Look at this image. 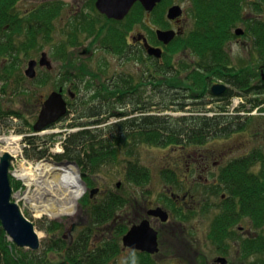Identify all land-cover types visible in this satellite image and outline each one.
Wrapping results in <instances>:
<instances>
[{
    "label": "trees",
    "instance_id": "trees-1",
    "mask_svg": "<svg viewBox=\"0 0 264 264\" xmlns=\"http://www.w3.org/2000/svg\"><path fill=\"white\" fill-rule=\"evenodd\" d=\"M21 1L23 0H0V82H3L1 83L3 92L5 91L4 87L11 84L10 79L17 68L14 63H17L18 55L16 62L11 60L5 63L3 62L4 58L7 55L13 56L12 51L19 50V48L27 53V50L35 46L40 38L49 40L51 32L49 25L58 12L54 7H40L35 11L26 12L24 16L16 11V7ZM246 2L250 3L251 10L254 11V18L247 23L251 42L254 50L258 54L259 52L262 54L264 52V20L261 18V14L264 11V0H191L192 28L187 34L186 32L180 34L166 47L161 62H154V72L152 78H149L150 83H146L148 76L146 73L140 77L141 83H131L130 79L124 78L123 83H105L101 85V90H97V95L89 97L88 100L84 99L85 102L79 106L80 112L87 114L88 118H99L102 114L117 110L136 114V116L127 122L113 126L114 130H111L109 138L104 140L101 131H81L66 136L65 151L62 155L54 156L56 161L76 163L81 169V173H95V169L101 164L116 160L120 150L133 142L161 148L186 149L190 146H203L213 139L249 131L255 120L251 115L245 119L244 117L222 114L227 112L226 106L235 97H243L247 100L251 107L250 113L257 108L264 111V83L261 81L252 83L255 79L258 80V73L253 68L237 70L230 63L229 42L234 38L232 29L244 21L242 13L243 5ZM168 3L169 0H164L152 13L155 24L164 29L168 28L166 22L163 21ZM130 15V22L135 17L139 23L145 13L141 5L138 4L134 6L133 13ZM262 17L264 18L263 14ZM74 39L75 37L72 38V40ZM105 39L108 44H111L109 45L111 49L124 54L127 47L125 31L113 34L111 37L108 35ZM17 43L18 47H16ZM179 51H189L197 60L195 65L184 66L185 62L176 65L171 53ZM62 56L65 57V55ZM38 80H41V77L32 81L33 85H38L36 83ZM220 80L230 85L231 89L227 91L221 107L217 111L215 108L217 115H206L211 110L205 108L198 110V116L175 117L164 114L172 112L170 104L172 98L176 96L174 88L197 86L200 92L206 96L210 92L213 82ZM143 81L144 83H142ZM76 86L79 88L81 85L76 83ZM141 88L146 89L142 91ZM26 93H30L29 90H26ZM83 97L80 96V98ZM12 116L22 119L19 113L0 109V122L4 125L11 126L13 124L10 121ZM25 126L28 127V131L33 132L31 123L27 122ZM24 131L25 129L22 128L18 132L23 133ZM47 138L26 137L25 140L31 145V149H26V157L36 160L46 158L49 155L48 148L44 147ZM88 148H91L90 152H88ZM245 164L258 165L260 171L258 173L249 172V168ZM226 166L221 172L219 186L222 185L229 199L224 205L226 211L217 216L212 223L213 232L216 229L224 230V224L229 225L237 222V218L234 217V212H237L235 211L236 205L231 202L237 198L238 206H241L242 211L247 209L251 222L262 228L264 226L263 150H254ZM126 171L128 180L135 185L144 186L150 180L149 171L138 165L129 164ZM162 175L166 183H171L169 169H165ZM14 183L13 187L19 188L20 183L15 181ZM220 192H222V188L217 186L216 193L220 194ZM83 202L86 205L84 207L88 208L86 214L90 217L88 227H85L86 224L84 226L80 224L83 226L81 231L85 230L86 232L94 227L107 225L115 217L122 201H119L115 196H109L101 203L96 204L90 201L89 196H86ZM239 215L242 214L239 213ZM2 227L0 221V264H112L120 251L119 245L116 243L117 237L121 232H125L120 228L121 230L118 229L117 233L115 231V237H105L99 248L91 254L92 256H88L87 250L90 248L91 238L86 234H81L80 238H76L72 242L66 241L63 237L55 238L53 236L44 242V248L41 251L29 250L25 252L24 249L17 248L9 241L7 233ZM36 227L49 235H55L63 229V224L57 221H44ZM104 229H111V227L108 226ZM253 243L257 246L252 248V252L256 251L257 247V250H261V247L264 249L261 241ZM52 254H59L62 256L61 260L54 262L50 257ZM154 261L148 255H137L127 263L157 264Z\"/></svg>",
    "mask_w": 264,
    "mask_h": 264
},
{
    "label": "rangeland",
    "instance_id": "rangeland-1",
    "mask_svg": "<svg viewBox=\"0 0 264 264\" xmlns=\"http://www.w3.org/2000/svg\"><path fill=\"white\" fill-rule=\"evenodd\" d=\"M78 0H23L18 4V7H16V11L20 14H24L26 11H35L36 8H40L42 6L50 7L52 5H58L59 6V13L56 14L52 20L51 25H49V28L51 30L50 32V39L49 40H43L42 38L39 39V42L35 44V46L29 48L30 50L22 51L19 54L20 63L18 70L16 71V77L12 78V81L10 80L9 86H5V93L1 90L3 86H1L3 82H0V109H3L4 111H14L16 113H19L21 115L22 119H18V123L15 125H4L0 122V137L1 138H14L19 137V145L23 146V135H32L33 132L28 131V127L25 126L27 122L34 125L38 119V113H40V106L41 103L51 94L53 91H59L61 86H64V84L68 86L69 89H71L73 92L78 93L76 86L73 83H62L59 81L57 75L53 74L51 76L50 74L42 73L39 77H41V80H38L36 83L38 85H33L32 81L29 79H25L26 77L23 76L25 71L28 67V62L31 60H40L42 53H47L50 61L52 62L53 66H55L56 72L67 67V65L70 63L74 66V71L79 70L78 65L82 64L83 66H86V70L90 72V74H94L95 76H90L91 79H95V82L97 83H83V88L85 93H87L88 90L91 89L92 86L96 85L98 87H101V85L105 84L102 83L104 80H107L111 77H114L115 74L119 73H126V74H135L138 76L139 68L135 66L134 61L132 60H121L120 57L111 55L110 53H105L103 50H98L99 48L98 44H95L92 46L91 39L92 37H89L87 34H85L83 31L79 32L78 35H76V38L74 39V42L70 39V31L72 25L78 23L79 20L77 13L79 5L76 3ZM81 5H84L82 9H84L86 13V17H90L93 20L97 21V26H99V20L97 10H95V0H80ZM191 0H169V3L167 4L166 12L164 14L163 21L166 22L168 25V28L166 29H175L174 26L167 20V13L170 7L174 5H180L184 9V16L181 18L180 22H183L182 28L185 29L186 34L187 32L192 28V17H191ZM87 7L88 10L86 9ZM249 8L244 5L243 13L246 16L249 14ZM96 11V12H95ZM145 16L142 18V21L138 23V25H135L131 31H129L131 34L136 33H147L148 34V24L153 28V32L155 34L156 30L163 29L162 26H158L155 24V20L152 14H149L148 12L144 11ZM137 13V12H136ZM152 16L153 22L150 18ZM129 23L130 21H125V23ZM172 22V21H171ZM179 22V23H180ZM125 23L121 25L124 27ZM242 22H240L236 27L232 29V31H235L237 28H244L243 25H241ZM171 24V25H170ZM120 26V27H121ZM128 32V34H129ZM150 33V31H149ZM156 39V35H155ZM238 39H235L233 44L230 45L231 48V62L232 65L236 68L241 67H250L255 68L256 64V58L258 57V52L254 50L253 43L251 42V39H248L246 37L241 38L239 42ZM238 42V43H237ZM244 42V45L243 43ZM19 43V42H18ZM18 43L17 46L18 47ZM74 43V44H73ZM89 48L91 50V53H83V50ZM169 48V47H168ZM167 48V50H168ZM17 49V48H16ZM18 50V49H17ZM19 51V50H18ZM174 63L177 65L178 63L185 62L184 66H192L195 65L197 62L196 58L194 59L193 55L189 51H179L178 53H171ZM65 57L63 58V56ZM187 62V63H186ZM140 66V65H139ZM17 69V68H16ZM64 69V73L67 71V69ZM72 69V68H71ZM20 72V76H18L17 80V73ZM78 72V71H77ZM141 73V72H140ZM25 77V78H24ZM91 84V85H90ZM89 86V87H88ZM66 89V88H65ZM26 90H29L30 93H26ZM7 91V92H6ZM25 91V92H24ZM26 93V94H25ZM84 94V93H82ZM238 99H235L231 104V108L227 109L226 113H234L233 108L235 107V101ZM250 107V106H249ZM248 107V109H249ZM264 108V106H263ZM254 111V110H253ZM252 111V112H253ZM256 112V111H255ZM264 114L263 110L258 111L257 114L254 112L251 114V116L255 119L253 123V127L249 131H243L240 133L233 134L229 137H220L217 139H213L208 141L203 146H195V147H187L185 148H174V147H155L153 145H148L141 142H133L128 144L126 148L120 147V152L116 158V160L108 161L104 164H101L97 169H95V173L93 175L88 176V184H89V190L92 189H100V192H98L97 195H94L93 203L99 204L101 201L106 199L109 196H115L119 199V201H123V209L121 214H123L125 217H128V222L132 219V211L133 208L137 211H141L144 207L145 203H148L149 206H160L164 208V210H170L171 207V200L170 195L167 193L165 186L168 185L170 188L173 189V191L183 194L184 191H188L195 198V196L198 198V217L192 218V221L188 222L191 225H188L190 231L198 229V237L193 235L196 233L190 232L192 234L189 238L191 240V244H193V247H188L187 254L185 255V259L177 260L174 259L173 255L176 254L174 249L172 248V258H168L170 262L167 261V264H211L212 258H214V255L216 254V246L213 244L209 245L205 241V231H207L208 227L211 224L213 212L211 211V206L214 203H219L220 200L212 196L209 192L210 189L206 188L202 185H198V191L195 188L193 184L190 183H172L168 184L163 179V171L165 169H169L171 173L176 174L178 176L179 174L185 173V162L187 161L188 164H194L198 162L200 164L201 159H216V160H225L226 162L239 159L243 157L246 154H250L252 151L261 149L264 153ZM166 115H176L177 112H166L164 113ZM74 113H70L66 116L65 119H63L61 122H58L54 128L49 129L44 132H40L37 134L38 137H48V135H54L53 141L50 139H47V142L45 143V147L49 149L50 153L54 152L53 154L49 153V156H47L44 159L35 160V159H26L30 164L38 165L40 163H45L48 165H56L55 163H64L66 161L58 162L56 161L55 157H53L55 154H57V148L58 146H62V142L64 138L67 136H70L71 134H75L78 132V128L74 129H67L69 127V124H71L74 120ZM173 116V115H172ZM178 117V116H175ZM74 123V122H73ZM25 129V131L21 134H17L16 132L12 133L11 129H15L17 132L20 129ZM9 129V130H8ZM23 134V135H22ZM259 134V135H257ZM49 145H51L49 147ZM6 144L3 142H0V155H2L5 152ZM51 148V150H50ZM97 149V145L95 147ZM94 148V149H95ZM24 150V149H23ZM91 148H88V152H90ZM25 153V150H24ZM53 155V156H50ZM25 156V155H23ZM222 156V157H221ZM18 170H20L23 166L28 165L27 163H24L23 160H19L16 162ZM129 164L138 165L139 167L146 168V170L149 171L150 180L147 182L144 186H138L133 183H131L127 178V168ZM64 166V165H61ZM19 167V168H18ZM15 169V168H14ZM13 169V170H14ZM253 172L258 173L260 170L259 168L252 169ZM80 179H82V175L80 172V169H77ZM83 180V179H82ZM179 180V179H178ZM45 181V180H44ZM16 183H20L19 188L14 189V195L12 196V201H19V204L21 205L22 209L24 210V213L26 214L25 217L29 218L34 225L38 226L40 224V221L44 222V218H51L47 214L41 215L39 219H37L38 213L37 208L31 209L32 205L41 206V204H36L38 202V187L31 186L29 187L26 181H23L21 179H18L15 181ZM42 183V182H41ZM44 183V182H43ZM118 183L120 184V187H118ZM15 184V183H14ZM44 187L49 188L46 183L42 184ZM52 185V184H51ZM172 185V186H171ZM53 186V185H52ZM86 192V191H85ZM87 193V192H86ZM18 194V195H17ZM27 195L29 197V201L27 203L23 202L22 199ZM196 198V199H197ZM81 204V202H80ZM79 204V205H80ZM193 204V203H192ZM77 205V210L75 214L72 216L74 217L77 214L78 209L81 210L82 206ZM79 206V207H78ZM190 208H194L193 205L188 206L186 209L191 211ZM179 209V208H178ZM209 210L208 214H204L202 210ZM182 210V209H180ZM59 212H55L53 214L57 215ZM80 213V212H79ZM193 212H191V215ZM197 215V213H196ZM68 216H62L63 218L57 219L56 221L63 223V229L59 231L55 238H62L64 235H67L68 230L71 225L73 224L74 220L76 218H73V220H69ZM89 216V215H88ZM42 219V220H40ZM55 219V218H51ZM72 219V218H70ZM69 220V221H68ZM87 219H85L86 221ZM38 221V222H37ZM88 227L90 224V217L85 223ZM198 225V228H197ZM110 226L112 229H115V225L113 224L112 220L108 222L105 227ZM103 228V226H101ZM161 228V227H160ZM36 231L38 232V237H40V240L42 242V247L40 251L44 248V242L46 240H49L52 238V236L46 234L44 231H40L36 228ZM81 231V230H80ZM104 237V236H102ZM103 239V238H100ZM161 240H163V235L161 237ZM207 244V245H206ZM209 245V247H207ZM194 247L197 248L200 252V255L195 257V250ZM24 249V248H23ZM25 252H28L29 250L24 249ZM192 252V253H191ZM131 254L128 253H122L118 256V258L112 263V264H128L127 262L131 259ZM51 259L54 260V262H59L62 258L59 254H52ZM161 259L165 260L162 256ZM157 260V264H165L162 263L160 260ZM237 263V261H234Z\"/></svg>",
    "mask_w": 264,
    "mask_h": 264
},
{
    "label": "flooded vegetation",
    "instance_id": "flooded-vegetation-1",
    "mask_svg": "<svg viewBox=\"0 0 264 264\" xmlns=\"http://www.w3.org/2000/svg\"><path fill=\"white\" fill-rule=\"evenodd\" d=\"M76 3L79 5V7L77 10L78 12L75 14L78 15L77 20H79L80 22H79V25L78 23H76L72 25L71 27V31L69 34L71 41L74 42L72 38L73 37L76 38V35H78L79 32L83 31L89 37H92L91 39L92 46L95 44H98L99 45V48H97L98 50H103L105 53L107 52V53H110L111 55L118 56L121 58V60L134 61L135 66L139 68V71L141 72V73L140 72L138 73L137 71L138 76L135 74H126V73L125 74L124 73L115 74L114 77L104 80L102 83H123V78L130 79L131 83H141L140 77L143 76V73H146L148 75L146 78V83H150L149 78H152L151 76L153 75V72H154V66H153L154 62L155 61L161 62L163 60V57L158 59V58H155L149 55L145 40H147V43L150 45V47L161 48L164 51V53L166 51V47L161 42L154 39L155 34L153 32V28L148 24L147 26L148 34L147 33L146 34L136 33V35L131 34L129 31H131V29L135 25H138L137 19L135 17L134 19L132 18V22H129V23L128 22L125 23V21H128L131 15L127 16V18H125L124 20H120V21L115 20V18L110 19L108 18L107 15L102 14L100 11H98L96 7V0H95L94 9L97 10V13L99 15L98 18H96L99 20V26H97L96 20H93L90 17L89 18L86 17L87 12H85L84 9H82L84 5H81L80 0H78ZM249 4H250L249 2H246L244 4L249 8L248 10L249 14L245 16L244 13H242V18L244 19V21L241 23V25L244 26L243 34L237 35L235 34V31H233L234 38L231 42H233L235 39H238L237 41L239 42L240 39L244 37L251 39L249 32H248L247 23L250 22L249 20H252L254 18V15H253L254 11L251 10L252 7ZM244 5H243V8H244ZM50 7L56 8L58 11L57 14L59 13L58 5H52ZM88 8L89 7H87L86 9L88 10ZM37 9L39 8H36L35 10ZM26 12L28 13L30 11L28 10ZM25 13H24V16H25ZM131 13H133V10L131 11ZM262 14L264 15V11L262 12ZM262 14H261V18L264 20V18L262 17ZM150 18L152 20V23L154 24L152 16H150ZM124 23L125 25L124 27H122L121 25H123ZM130 23H132V25L128 26V24ZM170 23L174 26L175 29L177 28V30L175 31H180L181 33L186 32L185 29H183L181 25L183 22L179 23L178 20H176ZM163 30H171V29H163ZM124 31H125L127 47L124 50L125 51L124 54H121L117 50L111 49L109 47V45L111 44H108L105 38L108 35L109 37H111L113 34L124 33ZM231 42H229V53L231 52L230 45L233 44ZM242 43L244 45V42ZM22 51H23L22 48H19V51L18 50L14 52L12 51L14 55L13 56L7 55L4 58V62L6 63L11 60L16 62V56L18 55L17 63H14L16 64V67L18 69L19 63H20L19 54ZM83 53L84 54L91 53V50L87 48L83 50ZM254 64H256V67H257V68L255 67L254 70L256 71V73H258L259 78L258 80L255 79L254 82L252 83H258L260 81L264 83V52L262 54L259 52L258 57L256 58V61ZM74 66L75 65H73V63L72 64L69 63L66 67L67 71L64 73L63 71L65 68L56 72L57 68L53 66V64H52L51 70H48L45 67H41L40 65H37L36 73H37V76H40L42 73H45V72L47 74H50L51 76L55 74L57 75L59 81H61L62 83H66V82L73 83L75 86H76V83H78V85H81L77 89L79 91V95L78 93L73 92L71 89H69L67 84L66 85L64 84V86L60 87V89H63V93L68 102V108H69L68 114L74 113L75 115L74 120H73L74 123L72 122L71 124H69L68 129L78 128V132L101 131V133L104 136L103 140L106 138H109V135L111 134V130H114L113 126L131 120L132 118L136 116V114H129V113H125V112L118 111V110L109 112L106 114H102L99 118L97 117L88 118L87 114H82L80 112L81 108H79V106L82 104V102H85L84 99L88 100L89 97L97 95V90L98 89L101 90L102 87H98L94 85L91 87L90 90L87 91V93H85L84 88H83L84 86L83 83H97L95 82V79L90 78L91 75L92 76H95V75L90 74V72L86 70L87 69L86 66H83L82 64L78 65V69H79L77 70L78 72L74 71ZM232 67L234 66L232 65ZM241 68L250 69V67H241ZM241 68H236V69L239 70ZM42 70L43 72H41L40 74L39 72ZM16 71L17 70L15 69L14 75L10 79L11 81L13 77L14 78L16 77V74H15ZM17 74H18L17 76L21 75L20 72ZM23 76L26 77V74H24ZM142 83H144V81ZM186 84L192 85L191 83H186ZM218 84L225 85L226 90L222 94L214 95V93L212 92V89L215 85H218ZM141 89L142 91H145L146 88H141ZM174 89H175L174 94L176 96L172 98L170 109L172 110V112H177V114L176 115L172 114L173 116H180V117L181 116L183 117L198 116L199 115L198 110H201L204 108L211 110L209 113H206V115L215 116L217 115V113L215 112V108L217 111V109L221 107V104H223V101H225L224 99H225L226 93L229 89H231V86L221 80L218 82L215 81L213 82L210 88V92L206 96H204L200 92V89L197 86L194 88L191 86H186V87L179 86ZM80 96H84V97L80 98ZM235 99H238V100L235 101L234 103L235 104V107L233 108L234 113L232 114L222 113L223 115L226 114V115H232L234 117H244L245 119H247L253 112L256 111V114H257L258 111H260L257 108V109H254L252 113H250L251 107H249L250 105L247 103V100H245L243 97H235L231 99L230 104L226 106L227 109L231 108V105H232L231 103ZM41 106H42V103H41ZM235 160H232V161L234 162ZM232 161L226 162L225 160H221V159L216 160V159H210V158L201 159L200 164H198V162L194 164H188L187 161H184L185 162V165H184L185 173L179 174L178 176H176V174L174 173H171V175L169 176L171 183H168V184L170 185L174 182L177 184L180 182L182 184L185 182V183L193 184L194 186H196L195 188H197L198 185L203 184L204 187L211 190L209 193L212 196H215L220 200L219 203H214L210 207L214 215L212 217L210 226L208 227L207 231H205L204 233L205 234L204 239L207 242V244L209 245L213 244L214 246H216L215 248L216 254L214 255V258H212L211 264H264L263 247H261V250H257L258 249L257 247L256 251L252 252V248L257 246V244H254L253 242L261 241V244H263L264 246V226L262 228H259L257 225L251 222V218L250 216H248L249 213L247 209H244L242 211L241 206H238L239 205L238 198L236 200L234 199V201H231V202H234L233 205H236L235 211L237 212H234V215H235L234 217L237 218V222L231 223L229 225L224 224V227H225L224 230L220 231L216 229L213 232L212 223L216 219L217 216H219L222 212L226 211L224 209V205L227 199H229L227 197L228 194L227 193L225 194V191L223 190L222 185L219 186L220 181H221V172L225 167H227L226 165L230 164ZM248 164H245V165L249 168L248 169L249 172L251 171L253 172L252 169L254 168H259L257 167L258 165L249 166ZM86 174H87L86 178H88V176L91 174L93 175V173H90V172H86ZM217 186L222 188V192H220V194L216 193ZM165 189L167 193L170 195V200L172 202L171 207L173 208H170L171 211L164 210V208L160 206H152V205L149 206L148 203H145L141 211H137L133 208V211L131 214L132 219L128 222H125L129 218L125 217L123 214L120 213L122 212V209H123L124 202L122 201L121 206L119 207L117 213L115 214V217L111 219L113 224L115 225V229H112V228L104 229L105 228L104 226L103 228L94 227L92 230L85 232V230L80 231V229L85 225V223L89 219V216L88 214H86V211L83 210L84 213L79 214L76 217V220L74 221V223L71 225V227L68 230H66L68 234L64 235L65 237L64 239L68 242L69 241L72 242L76 238L77 239L80 238L81 234L88 235L91 238V243H90V248L87 250V255L92 256L91 254L95 252L97 248H99L101 243H103L102 240L105 237H108V238L115 237L116 233L119 231L118 229L121 228L122 230H125V232H121L120 236L117 237L118 241L116 243H118L120 251L118 252V255L116 256V259L122 253L131 254L132 255L131 258L133 256L136 257L137 255H148L155 261L161 259L160 257L162 256L165 260L161 259L160 261L162 263L167 264V261L169 260L168 258H172L171 250L173 248L174 251L176 252V254L173 255L174 259H177V260L179 259L183 261L185 259V255L187 254L186 252H187L188 247L190 246L193 247V244H191L192 242L189 238L192 235L190 234V232L193 231V233H196L193 235L198 237V229L190 231L191 228L188 227V225H191L188 222L192 221V218L196 219V217H198V208H197L198 207V198H197L198 196L197 197L195 196L194 198L193 197L194 195H192L188 191H184L183 194H179L173 191V189L170 188L168 185L165 186ZM196 190L198 191V188ZM190 205L194 206V208H190L191 211L186 209ZM157 208H162L164 211L167 212L168 214L167 222L166 221L163 222L160 217L152 216L149 214L151 210H155ZM202 211L204 214L209 213V210H206V209ZM191 212H193L192 215H191ZM239 213H241L242 215H239ZM85 219L87 220L85 221ZM144 221H148L150 223V226L158 233V240H157L158 241V250H157L158 252L154 254H150L147 252H143L141 250L133 249L130 246H126L124 243V236H126L127 233L132 228L139 226ZM80 224H82L83 226H81ZM197 228H198V225H197ZM162 235H163V240H161ZM100 238H103V239H100ZM209 245L207 247H209ZM194 250H195V253H194L195 257L200 255V252L197 248L194 247ZM234 261H237V263H235Z\"/></svg>",
    "mask_w": 264,
    "mask_h": 264
},
{
    "label": "water",
    "instance_id": "water-1",
    "mask_svg": "<svg viewBox=\"0 0 264 264\" xmlns=\"http://www.w3.org/2000/svg\"><path fill=\"white\" fill-rule=\"evenodd\" d=\"M163 0H97V9L108 16L110 19H125L136 3H141L147 12H152ZM184 10L180 5L169 8L167 18L170 21L178 20L183 16ZM181 32L175 30H158V40L164 45H169ZM243 31L238 30L237 35H242ZM149 55L160 59L163 50L150 47L145 40ZM47 53H43L41 59L28 62L26 76L32 80L37 77L36 67H46L52 69ZM226 90L225 85H215L212 89L214 95L222 94ZM68 102L63 94V89L53 91L42 104L38 119L34 125L35 132H42L49 127L64 119L68 114ZM14 157L10 153H4L0 158V221L10 240L19 248L38 251L41 248V240L34 223L24 217L19 205L12 201L14 193L13 182L10 170ZM61 165H75L69 162L60 163ZM59 165V164H58ZM120 186V183H118ZM99 189L91 191V196L96 194ZM150 215L160 217L163 222H167L168 214L162 208H157L149 212ZM158 233L148 221L142 222L139 226L132 228L126 236L124 243L133 249L141 250L150 254L158 252Z\"/></svg>",
    "mask_w": 264,
    "mask_h": 264
},
{
    "label": "bare ground",
    "instance_id": "bare-ground-1",
    "mask_svg": "<svg viewBox=\"0 0 264 264\" xmlns=\"http://www.w3.org/2000/svg\"><path fill=\"white\" fill-rule=\"evenodd\" d=\"M238 30L244 31L242 27L235 29V34ZM234 34V33H233ZM26 74V71L25 73ZM55 124L50 127L54 128ZM54 139V135H49ZM0 142L6 144L5 151L12 152V148L18 144L17 138H0ZM50 147V145H49ZM20 170L15 169L13 172L19 178L24 179L29 186L35 185L38 187V202L42 209H37L38 215L45 213L50 217H56L55 212H62L66 215H73L77 208L78 202L85 196V189L80 181L79 173L73 165H48L40 163L37 166L27 163ZM45 180V181H44ZM42 182V183H41ZM46 183L49 188L42 184ZM53 186H52V185ZM62 190L65 193H61ZM18 195V194H17ZM44 196V202H43ZM27 203L29 197L25 196L22 199ZM40 206H35L39 208ZM39 217V216H38ZM65 238V237H63Z\"/></svg>",
    "mask_w": 264,
    "mask_h": 264
},
{
    "label": "built area",
    "instance_id": "built-area-1",
    "mask_svg": "<svg viewBox=\"0 0 264 264\" xmlns=\"http://www.w3.org/2000/svg\"><path fill=\"white\" fill-rule=\"evenodd\" d=\"M27 163H29V162H27ZM28 186H29V185H28ZM29 187H31V186H29ZM26 196H27V195H26ZM44 200H45V199H44V196H43V202H44ZM35 206H37V205H32V208H31V209H36ZM41 207H42V205H41L39 208H37V209H42ZM45 214H47V211L45 212Z\"/></svg>",
    "mask_w": 264,
    "mask_h": 264
}]
</instances>
